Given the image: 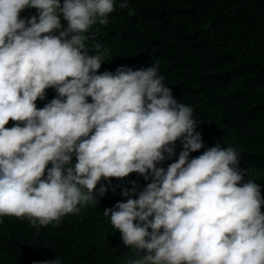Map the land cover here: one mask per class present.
<instances>
[{
  "label": "clouds",
  "instance_id": "clouds-1",
  "mask_svg": "<svg viewBox=\"0 0 264 264\" xmlns=\"http://www.w3.org/2000/svg\"><path fill=\"white\" fill-rule=\"evenodd\" d=\"M141 1L0 0V217L59 223L135 172L144 188L103 211L137 250L124 264H264L260 185L239 183L233 147L189 159L199 123L128 26Z\"/></svg>",
  "mask_w": 264,
  "mask_h": 264
},
{
  "label": "trees",
  "instance_id": "trees-1",
  "mask_svg": "<svg viewBox=\"0 0 264 264\" xmlns=\"http://www.w3.org/2000/svg\"><path fill=\"white\" fill-rule=\"evenodd\" d=\"M141 5L128 26L150 33L154 52L146 61L158 65L177 102L190 105L199 123L203 147L189 159L217 143L233 147L240 156L239 183L253 180L264 199V0H142ZM131 48L143 56L144 47ZM181 150L177 140L172 157L166 155L158 166L166 168ZM133 183L138 193L147 182L135 172L101 179L96 188L104 184V195L59 223L36 227L26 218L0 217V264L54 258L61 264H124L137 250L123 244L103 211L129 198L120 193Z\"/></svg>",
  "mask_w": 264,
  "mask_h": 264
}]
</instances>
